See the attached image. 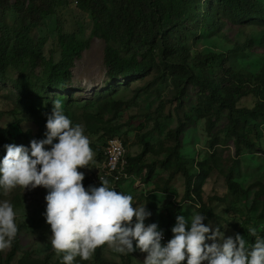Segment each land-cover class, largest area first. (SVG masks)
Instances as JSON below:
<instances>
[{
  "label": "rangeland",
  "instance_id": "374dc122",
  "mask_svg": "<svg viewBox=\"0 0 264 264\" xmlns=\"http://www.w3.org/2000/svg\"><path fill=\"white\" fill-rule=\"evenodd\" d=\"M212 8L210 23L207 12ZM197 10L191 14L196 23L189 30H179L192 62L201 55L216 54L222 56L220 64L236 72L264 75V50L260 49L264 19L240 23L218 11L211 0H203ZM17 21L16 14L5 15V25L12 27ZM209 26L215 27L214 31H207ZM96 29V22L81 9L78 0H68L36 30L46 42L44 55L50 59L54 52L55 63L61 61L57 47L60 35L73 34L89 43L74 61L68 90L45 89L47 71H33L28 62L10 70L6 80L0 81V126L14 135L31 131L42 144L16 156L14 161L4 164L0 160V172L12 182L0 194V264H6L17 232L19 251L10 264H97L83 242L98 244L101 237L103 259L118 264H147L142 260L149 261V241L143 237L133 239L127 254L124 240L104 235L116 223L114 217L95 212L125 211L126 216L130 212V217H136L147 209L150 218L145 217L143 226L167 237L165 248L160 246L161 240L151 242L157 249L155 253L164 255L162 261L167 264H240L238 245L247 244L242 232L245 228L260 239L256 251L264 261V202L255 200L258 184H264V88L257 97L250 95L238 104L241 109L258 111L244 130L255 128L260 146L237 155L227 113L212 134L206 120L196 116L198 87L180 96L171 78L157 82L155 75H148L129 81L113 80L104 56L106 43L95 34ZM20 76L27 84L30 99L16 90ZM117 101L125 102L120 110ZM184 115H192L195 122L182 136L181 157L194 174L198 162L208 160L212 166L203 192L205 203L218 216L208 222L210 232H191L198 208L183 201V176L166 183L172 165L166 169L159 166L150 183L144 181L147 168L141 163L167 157V149L174 145L168 133L179 126V117ZM111 136L123 140L129 159L142 152L141 138L155 148V153L137 163L140 169L130 167L137 175H129L115 189L108 188L109 182L93 185L91 181L103 162L98 149ZM212 137L218 140L214 148L210 147ZM75 145L87 151L75 156ZM229 176L246 191V197L238 191L229 192Z\"/></svg>",
  "mask_w": 264,
  "mask_h": 264
},
{
  "label": "trees",
  "instance_id": "16d2710c",
  "mask_svg": "<svg viewBox=\"0 0 264 264\" xmlns=\"http://www.w3.org/2000/svg\"><path fill=\"white\" fill-rule=\"evenodd\" d=\"M202 1L78 0V3L81 9L90 13L96 22L95 34L105 40L104 56L109 75L113 80L129 81L133 78H145L148 75H155L154 79L157 82H162L164 78H171L170 80L176 83L180 96L193 86L198 87L200 103L195 110L196 116L206 120L208 132L212 134L221 121L222 115L227 113L231 133L235 139V151L237 155H241L243 150L253 151L254 148H258L260 141L256 139L255 128L251 127L248 129L249 131L244 130L249 120L255 118L254 113L257 110L241 109L238 104L250 95L255 97L259 95V90L264 88V75L253 77L246 72H236L227 64H220L222 56L216 54L201 55L193 62L191 61V54L185 48L179 30H189L196 23L191 14L192 12L197 13L198 5ZM211 1L218 7V11L226 13L240 23L264 19V0ZM67 4L68 0H0V81L6 80L10 70L20 68L28 62L33 71H47L43 81L45 89L53 90V92L68 90L74 61L89 47V43L79 41L73 34L60 35L57 47L61 61L55 63V53L52 52L51 58L47 59L44 55L45 39L36 34V30L46 19L55 15ZM10 12L18 16L17 23L12 27L4 24L5 15ZM212 12L213 8L207 12V20L210 23L212 22ZM8 28L11 29L8 30ZM214 28L209 26L207 31H214ZM260 47L264 50V35ZM218 64H220L219 68L216 67ZM26 85L23 76H20L15 83L16 90L20 95L30 99L27 95L29 90ZM124 105V101H117L119 110ZM1 115L2 112L0 117ZM194 122L195 118L192 115L179 117V126L168 133V138L174 142V145L167 149V157L152 163L144 162L141 165L143 168H147L144 180L146 182H149L155 169L159 166L166 169L172 165L173 171L169 174L166 183L170 184L178 175L183 176L185 180L183 201L191 202L198 208V218L195 220L191 232H210L208 222L218 216L213 208L205 203L203 192L212 166L208 160L198 162L197 173L194 174L179 153L182 136ZM217 142L218 140L212 137L210 147L214 148ZM140 144L143 146L140 155L132 159L127 156L129 175L133 173L130 167L135 166V170L140 169L141 165L137 163L155 153L153 145L143 138L140 139ZM105 146L106 143L98 149V156L102 161L105 157L103 151ZM41 147L39 136L34 135L31 131L14 135L9 128L0 126V160L4 164L14 161L16 156L23 152L28 153ZM75 147V156L87 151L80 145H75ZM11 184L12 182L5 173L0 172V194ZM227 184L229 192L238 191L245 197L247 196L246 191L240 188L232 176L227 178ZM258 185L259 189L255 193V200L262 199L264 202V184L259 183ZM108 188H111V185ZM158 189L160 188L157 187ZM153 206L158 208L157 204H153ZM95 212L103 216L114 217L116 223L104 235L124 240L128 244L127 254L130 253L132 240L136 239L128 237L127 233L131 229L143 225L146 216L150 218V213L147 214L149 209L147 212L144 210L136 217H130L128 213L126 216L102 210ZM126 220L128 223H124ZM56 221L59 223L58 220ZM150 229L154 230L151 227ZM242 232L246 237L247 244L245 246L238 245L241 252L240 264L264 263L263 258L256 251V244L260 239L251 229L245 228ZM169 235L173 237V234L169 233ZM102 238L99 239L98 244L84 241V249L93 252L94 262L97 264H118L100 257L102 256ZM143 238L146 237L143 236ZM165 238L166 240H161V242L159 239L149 240L146 238L149 241L148 251L151 255L156 248L151 242H160V246L165 248L167 245L164 242H167V237ZM19 244L20 236L17 232L12 240V250L7 256L6 264H10L17 255Z\"/></svg>",
  "mask_w": 264,
  "mask_h": 264
},
{
  "label": "built area",
  "instance_id": "2783aa9c",
  "mask_svg": "<svg viewBox=\"0 0 264 264\" xmlns=\"http://www.w3.org/2000/svg\"><path fill=\"white\" fill-rule=\"evenodd\" d=\"M103 151L105 157L102 164H100V171L95 177H91V181L96 185L109 182L111 187L115 189L118 184L129 177L127 151L122 140L114 137H111V139L106 142ZM127 235L131 238L144 236L149 240H166L163 235L153 233L149 228L143 225L131 229Z\"/></svg>",
  "mask_w": 264,
  "mask_h": 264
},
{
  "label": "crops",
  "instance_id": "0c3cea01",
  "mask_svg": "<svg viewBox=\"0 0 264 264\" xmlns=\"http://www.w3.org/2000/svg\"><path fill=\"white\" fill-rule=\"evenodd\" d=\"M133 175H137L136 173H132V174H130V176L132 177ZM153 177V176H152ZM151 177V178H152ZM145 180V179H144ZM150 181H151V179H150ZM150 181L149 182H147V183H150ZM146 182V181H145ZM153 202V201H152ZM158 205V204H157ZM125 213V211H122L120 214H124ZM129 215H131V213L129 212L128 213ZM209 228V227H208ZM210 229V228H209ZM157 250V249H156ZM156 250H154V252L152 253V255L150 254V252H148L150 255H147L148 256V259H149V261H146L145 259H143L142 261H145L147 264H167V263H165V261L163 260L162 261V257L164 256V255H160L159 253H155V251ZM136 252V251H135ZM152 259H155V260H152Z\"/></svg>",
  "mask_w": 264,
  "mask_h": 264
},
{
  "label": "clouds",
  "instance_id": "9594fccd",
  "mask_svg": "<svg viewBox=\"0 0 264 264\" xmlns=\"http://www.w3.org/2000/svg\"><path fill=\"white\" fill-rule=\"evenodd\" d=\"M128 234V233H127ZM128 236V235H127Z\"/></svg>",
  "mask_w": 264,
  "mask_h": 264
}]
</instances>
